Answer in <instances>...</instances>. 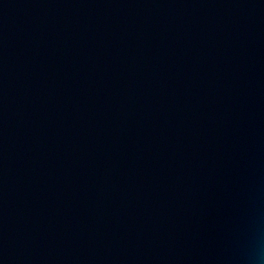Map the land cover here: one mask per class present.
I'll return each mask as SVG.
<instances>
[{
  "label": "water",
  "instance_id": "1",
  "mask_svg": "<svg viewBox=\"0 0 264 264\" xmlns=\"http://www.w3.org/2000/svg\"><path fill=\"white\" fill-rule=\"evenodd\" d=\"M0 264H264V0H0Z\"/></svg>",
  "mask_w": 264,
  "mask_h": 264
}]
</instances>
